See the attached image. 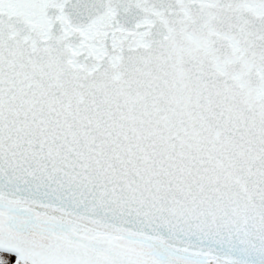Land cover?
<instances>
[{"label":"snow or ice","instance_id":"obj_1","mask_svg":"<svg viewBox=\"0 0 264 264\" xmlns=\"http://www.w3.org/2000/svg\"><path fill=\"white\" fill-rule=\"evenodd\" d=\"M0 264H264V0H0Z\"/></svg>","mask_w":264,"mask_h":264},{"label":"flooded vegetation","instance_id":"obj_2","mask_svg":"<svg viewBox=\"0 0 264 264\" xmlns=\"http://www.w3.org/2000/svg\"><path fill=\"white\" fill-rule=\"evenodd\" d=\"M13 259H14V257H13Z\"/></svg>","mask_w":264,"mask_h":264}]
</instances>
